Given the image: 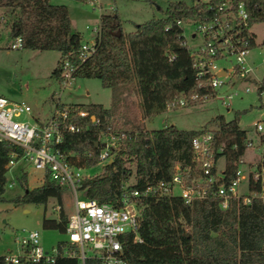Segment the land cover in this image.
I'll list each match as a JSON object with an SVG mask.
<instances>
[{"label":"trees","instance_id":"trees-1","mask_svg":"<svg viewBox=\"0 0 264 264\" xmlns=\"http://www.w3.org/2000/svg\"><path fill=\"white\" fill-rule=\"evenodd\" d=\"M222 2L231 12L241 2L248 14V25L264 22L261 10L264 0H212V3ZM0 8L7 9L12 17L8 36H19L21 48L57 51L58 63L65 56H74L81 35L71 32L65 6L49 4L48 0H0ZM212 11L193 0L188 4L181 0L168 2L161 17L135 24L127 33H122L115 12L100 15L95 50L78 64L73 78L98 79L101 86L110 91V104L104 108L94 103H59L61 107L85 110L88 114L71 120L78 126L76 132L62 135L59 149L69 163L84 168L97 164V149L93 143L99 131L111 125L119 103L130 92L137 94L142 114L151 117L165 111L166 103L179 94L187 96L191 92L205 91L196 87L192 56L183 44V28L175 21L208 19ZM244 34L248 36L247 48L254 47L253 34L250 31ZM57 66L51 72L54 77L58 74ZM254 84L257 94L264 91V70ZM91 115L98 119L96 124L90 120ZM208 123L214 125L209 130L212 160L217 163L223 159L224 181H228L234 175L248 138L238 127L237 113L230 120L216 115ZM204 130L207 129L181 130L173 125L148 130L135 126L127 130L111 162L102 165L97 174L82 180L83 196L113 203L123 188L142 189L157 181H169L174 172L188 184L201 175L190 140ZM256 138L264 143V131L257 132ZM12 148L0 141V199L6 182L5 164ZM131 176L134 182L129 185ZM19 185L22 193L14 197L15 204L44 205L48 198L55 199L57 217L42 215L41 226L64 232L63 189L48 180L28 188L23 174ZM144 202L137 228L139 241L127 235L122 244L126 264H264V203L259 200L252 199L247 205L229 200L225 209H220L217 199L210 194L189 204L177 196L145 199ZM0 264H4L3 255H0ZM48 264H79V261L75 257H56ZM84 264L96 263L86 259Z\"/></svg>","mask_w":264,"mask_h":264},{"label":"built area","instance_id":"built-area-1","mask_svg":"<svg viewBox=\"0 0 264 264\" xmlns=\"http://www.w3.org/2000/svg\"><path fill=\"white\" fill-rule=\"evenodd\" d=\"M82 2L98 13V22L90 27L85 26L90 30V39L80 40L74 56L72 58L65 56L58 63L57 78L61 88L73 78L78 64L94 52L99 37L100 15L113 13L115 10L114 0ZM193 2L202 3L207 9H213L208 19L188 18L193 23L191 37L196 33L202 37L201 44L188 51L192 56L196 87L204 88L205 91L201 94L191 92L187 96L179 94L177 98L166 103V109L182 107L209 98L222 100L223 96L219 95L222 86L250 79L254 69L245 59L248 36H245L244 32H249L250 25L247 23L248 14L243 4L238 2L231 12L224 2L212 3V0ZM261 10L264 12V4ZM182 21L178 19L175 24L182 25ZM183 44L186 47L185 40ZM5 46L10 49L21 48L20 37L10 38ZM229 57L233 58V64L229 68L217 65L219 59L227 60ZM248 90V87L244 88V92ZM235 94L236 91L233 89L224 97L228 99ZM86 116L88 114L85 110L68 109L55 102L49 114L44 119H39L31 115V109L24 101H13L0 96V141L13 146L8 152L5 164L7 171L17 161L30 164L41 172V183L48 180L64 188L72 199L70 211L66 213L64 227L66 239L61 245L45 251L39 244V234L36 230L24 231L15 237L19 254H4V264H48L53 263L56 257H75L79 264H84L86 259H92L96 264H126L122 244L127 235H131L133 241H139L137 228L145 199L156 200L177 196L183 203L189 204L210 194L217 199L220 209H225L229 200H235L241 205L249 204L252 199L264 203V143L257 140L254 145L252 140L248 139L245 146L253 147L257 158L245 164L244 168L240 167L243 164L241 158L238 159L233 177L224 181L223 166L218 167L212 160V136L209 130L200 132L190 140L194 160L198 163L201 175L190 180L188 184H184L182 177L174 172L169 181H157L142 189L123 188L113 203L86 198L83 196L82 180L91 175L82 173V170L87 168L69 163L59 149L62 135L78 130L76 123L71 120ZM90 120L94 124L98 122L92 115ZM254 128L256 132H263L257 122L254 123ZM127 132L112 125H107L99 131L95 140L97 164L104 165L112 160L114 150ZM87 155H90V152H87ZM241 181H245L246 185L243 193L239 190Z\"/></svg>","mask_w":264,"mask_h":264},{"label":"rangeland","instance_id":"rangeland-1","mask_svg":"<svg viewBox=\"0 0 264 264\" xmlns=\"http://www.w3.org/2000/svg\"><path fill=\"white\" fill-rule=\"evenodd\" d=\"M180 0H114L122 33L131 32L135 24L143 23L150 18L162 16V10L168 2ZM189 3V0H181ZM52 5H63L66 7L70 30L81 35V40L90 39V30L85 26H91L98 22V13L84 3L75 0H48ZM9 12L0 8V96L13 101H24L31 109V115L44 119L55 102L61 104H102L107 107L110 100V91L103 88L96 78L74 77L61 88L57 77L52 75V70L58 65L59 53L53 50H31V49H10L6 47L8 29L10 24ZM183 37L188 50L195 49L202 42V37L193 32V23L190 19L182 21ZM249 31L254 36V47L247 50L245 59L248 65L255 67L251 78L257 80L264 70V22L252 23ZM218 66L229 68L233 64V58L227 60L219 59ZM230 80L232 78L230 77ZM253 80L235 81L222 86L219 90L220 98H209L205 101H195L182 107H173L147 117L141 112L139 99L133 91L124 96L116 110V116L111 120V125L116 129L130 130L135 126L142 129H160L164 126L173 125L181 130H198L205 128L213 129L214 125L208 121L216 115H222L224 120H230L234 113H237L238 126L251 139L253 144L257 143L254 123H259L264 131V117L261 111L264 109V91L256 92V85ZM248 87L249 91L244 92ZM236 91L231 98L224 95L230 91ZM29 122L31 119L26 118ZM246 159H254L253 147L245 149ZM252 161V160H251ZM223 159L217 161V166H223ZM245 163L240 167L244 168ZM101 164H96L82 170L83 174L94 175L100 170ZM133 165L130 169L133 171ZM25 176V183L28 188H33L41 183V172L35 170L30 164L17 161L12 164L5 177L6 184L0 199V255L7 253L19 254V246L15 242L18 234L24 231L36 230L39 234V244L45 251L56 246L58 241L66 239L64 232L56 229L43 228L41 217H57L56 201L48 198L44 205L34 203H14V197L22 193L19 185V177ZM134 182L131 176L128 184ZM62 208L66 214L70 211L71 196L62 188ZM246 189L245 181L239 184L240 192ZM177 193L178 190H175ZM89 254V252H86Z\"/></svg>","mask_w":264,"mask_h":264},{"label":"crops","instance_id":"crops-1","mask_svg":"<svg viewBox=\"0 0 264 264\" xmlns=\"http://www.w3.org/2000/svg\"><path fill=\"white\" fill-rule=\"evenodd\" d=\"M253 68H255V67H253ZM249 80H253L254 82H258L259 80H260V78H258L257 80H255V79H253V78H250V79H245V80H243V81H246V82H249ZM249 91V90H248ZM247 91V92H248ZM263 92V91H262ZM261 93V92H260ZM259 93V94H260ZM66 104V103H65ZM97 104H99V103H97ZM109 104H110V100H109ZM109 104H108V106L107 107H109ZM102 107H104L102 104H100ZM107 107H104V108H107ZM261 115L264 117V109L261 111ZM239 127V126H238ZM243 130V129H242ZM257 133V132H256ZM246 149V148H245ZM254 150V149H253ZM246 151L244 150V153H243V155L241 156V160H242V162L243 163H245V164H247V163H250V162H252V161H254L256 158H257V156H256V153H255V150H254V152H252V155H254V159H246V160H244L243 158L245 157V153ZM252 160V161H251ZM41 184V183H40ZM40 184H38V185H40ZM37 185V186H38ZM4 186H5V184H4ZM46 218H51V217H46ZM53 218V217H52Z\"/></svg>","mask_w":264,"mask_h":264},{"label":"water","instance_id":"water-1","mask_svg":"<svg viewBox=\"0 0 264 264\" xmlns=\"http://www.w3.org/2000/svg\"><path fill=\"white\" fill-rule=\"evenodd\" d=\"M117 35H119V31H117ZM94 146H96V142L94 141L93 143ZM111 161H109L108 163H110Z\"/></svg>","mask_w":264,"mask_h":264}]
</instances>
